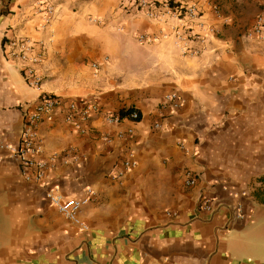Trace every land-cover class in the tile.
<instances>
[{"label": "crops", "instance_id": "obj_1", "mask_svg": "<svg viewBox=\"0 0 264 264\" xmlns=\"http://www.w3.org/2000/svg\"><path fill=\"white\" fill-rule=\"evenodd\" d=\"M47 1L42 28L43 2L0 0V139L20 144L41 94L61 101L36 126L44 180L25 179L33 170L0 148V264H264V42L247 35L264 0H172L197 5L194 31L214 30L189 43L193 56L172 36L152 39L176 18L149 19L127 0ZM14 37L43 57L39 89L9 56ZM71 101L97 110L67 121ZM123 110L139 118L107 121ZM88 187L86 229L46 197Z\"/></svg>", "mask_w": 264, "mask_h": 264}, {"label": "built area", "instance_id": "obj_2", "mask_svg": "<svg viewBox=\"0 0 264 264\" xmlns=\"http://www.w3.org/2000/svg\"><path fill=\"white\" fill-rule=\"evenodd\" d=\"M40 2L45 4L42 25V28H44L50 23L55 6L51 1L39 0V3ZM126 5H129L135 10L142 11L149 19L162 20L167 16L176 18L179 22L172 27L169 33L161 31L159 35L153 36L152 39H156L158 36H172L173 42L185 55H198L200 49L190 47L189 43L191 41L203 43L206 35L214 31L212 27L207 26L206 23L202 21L197 22V26L200 27L201 30L199 32L194 31L191 23H194V21L200 17V13L197 5L193 2H175L170 5L168 0H127ZM214 11L216 13L218 12L217 7H214ZM247 35L259 42H264V14H259L255 17L254 22L248 29ZM148 38L150 37L145 34L138 37L141 41ZM8 43L9 56L21 63L26 83L35 89H39L41 87V77L38 75L36 66L43 60L41 53L35 52L34 44L28 38L14 37L9 40ZM93 66H96V64H93ZM165 99L170 101L174 107H177L179 104L178 97L175 93L167 94ZM60 103L59 97L55 95L46 93L41 94L34 109L26 116L20 144L18 146H13L0 139V148L8 149L11 155L18 158L25 168H31L33 170L32 173H30L31 170L25 173L24 177L27 180L42 181L46 177L45 173L49 167L48 163L40 159H34V157L40 153L41 148L37 137L36 126L43 117L49 118L55 107ZM96 110L97 107L95 104H87L78 107L77 102L71 101L67 105L65 119L67 121H72L74 118L87 120ZM77 115L78 117H76ZM122 118L137 120L139 115L137 111L130 110L124 117L109 115L106 119L108 122H119ZM154 126L159 127L160 124L156 122ZM128 132H131V130ZM134 163L133 160L126 159L123 162V169L118 171V175H122L125 169ZM185 183L187 185H193L195 183V177L190 172L186 173ZM94 196L95 192L90 187L86 189L82 197H66L53 190H48L46 192L47 199L54 205L57 211L68 222L83 229H86V225L81 220L78 213L84 205L94 198ZM203 209L209 210V204L205 203Z\"/></svg>", "mask_w": 264, "mask_h": 264}, {"label": "trees", "instance_id": "obj_3", "mask_svg": "<svg viewBox=\"0 0 264 264\" xmlns=\"http://www.w3.org/2000/svg\"><path fill=\"white\" fill-rule=\"evenodd\" d=\"M168 3L171 5V4L175 3V2L172 1V0H168ZM128 112H129V110H123V111H121V112L119 113V116H120V117H124L125 115L128 114Z\"/></svg>", "mask_w": 264, "mask_h": 264}]
</instances>
